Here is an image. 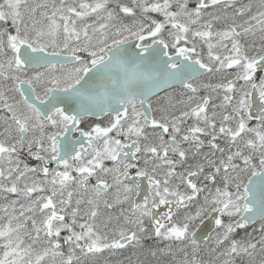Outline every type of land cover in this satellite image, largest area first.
Returning a JSON list of instances; mask_svg holds the SVG:
<instances>
[{"label": "snow or ice", "instance_id": "obj_1", "mask_svg": "<svg viewBox=\"0 0 264 264\" xmlns=\"http://www.w3.org/2000/svg\"><path fill=\"white\" fill-rule=\"evenodd\" d=\"M0 264H264V0H0Z\"/></svg>", "mask_w": 264, "mask_h": 264}]
</instances>
